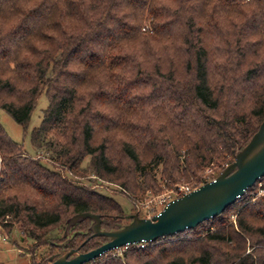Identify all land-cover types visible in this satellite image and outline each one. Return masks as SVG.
<instances>
[{
	"label": "trees",
	"instance_id": "obj_1",
	"mask_svg": "<svg viewBox=\"0 0 264 264\" xmlns=\"http://www.w3.org/2000/svg\"><path fill=\"white\" fill-rule=\"evenodd\" d=\"M43 94L34 156L0 125V226L30 241V264L106 243L89 219L65 235L74 215L105 231L127 222L113 197L62 171L116 186L134 213L146 192L200 187L214 180L205 168L233 161L264 120V0H0V110L25 133ZM181 236L89 264H264V196Z\"/></svg>",
	"mask_w": 264,
	"mask_h": 264
},
{
	"label": "water",
	"instance_id": "obj_2",
	"mask_svg": "<svg viewBox=\"0 0 264 264\" xmlns=\"http://www.w3.org/2000/svg\"><path fill=\"white\" fill-rule=\"evenodd\" d=\"M262 177H264V120L248 144L242 150L233 153V162L214 180L170 201L152 218H140L136 212L126 216L131 221L121 229L105 231L101 229V219L97 215L82 213L71 217L66 232L76 223L89 219L92 221L91 237H102L107 241L87 253L69 250L60 257H50L49 264H89L114 250L152 243L192 230L203 222L219 216Z\"/></svg>",
	"mask_w": 264,
	"mask_h": 264
},
{
	"label": "rangeland",
	"instance_id": "obj_3",
	"mask_svg": "<svg viewBox=\"0 0 264 264\" xmlns=\"http://www.w3.org/2000/svg\"><path fill=\"white\" fill-rule=\"evenodd\" d=\"M150 21L151 20H144L143 21L142 32H144V30H149V32L152 33L150 30V27H151ZM156 59H157V56H154V58L151 59L149 65L147 67L148 72H150V73L153 72L152 69H153V66L155 65ZM46 107H47V99H46L45 95L43 94V95H41V97L39 98V100L37 102V106L35 107L32 115H31V118H30V121L28 124V128H27V131L25 133L23 132V129L18 124H16V122L14 120H12L5 112L0 110V125H1L2 129L5 131V133L7 134V136L9 137V139L12 142L17 143V144H21L23 146V149L27 152V154H29L31 156H34L36 151L34 150V148L31 145L30 132L39 126L41 119H42L43 111L46 109ZM39 154L44 158L53 157V154L46 152V151H42ZM86 164H87V160L84 161V163L82 164V167H85ZM230 164H228L227 166H229ZM222 171H220L218 174H215L216 167L211 165V166H209L203 170L202 177H204V179L206 181H208L210 178L215 179ZM62 172L67 177L78 182L80 185H84L86 187L93 188L94 190H96L97 192H99L103 195L113 197V199H115V201L122 207L123 212L126 216L133 215L134 213L138 212V215L140 218H147V215L149 213L148 210L150 209V206L153 205V203H154L153 200L155 197L169 196L170 198H172V197H174L175 192H178L179 189H181V188H188L190 190L191 189L194 190V189L198 188V185L196 184V182H191L188 184L187 183H181L177 186L176 185H170V184H167L168 186H166L165 184H163V185H161V188H160L161 192L160 193L155 195V194L148 191L144 194L142 199L137 200V201H139V202L136 201L137 202L136 204H138V210L136 212L132 213L131 212V204L123 197L122 193L119 191V189L116 186L109 184L105 181L97 180L95 178H87V177L82 178V179L74 178L69 173H67L65 171H62ZM261 186H263L262 183H261ZM120 195H122V197ZM126 216H124V217H125V220L127 222L124 223L123 226L129 224L131 221V220L127 219ZM231 219L233 221L234 216ZM66 227H67V225H66ZM205 229H206L205 227L200 228V229H198V232L204 231ZM188 231H190V230H188ZM188 231L181 233L182 234L181 237H185L188 234ZM68 234H69V230H68V232H66V228H65V235H68ZM22 236H23L22 233L15 226L13 232L8 237L6 231L0 226V264H30L29 255H31L30 252H32L31 250L28 249L29 245H30V241L28 239L24 240L22 238ZM3 238H6V240H3ZM66 252L67 251L63 252V255ZM38 253H40V252H38ZM38 253H37L36 257L39 260ZM51 257H53V256H51ZM48 261H49V259H48Z\"/></svg>",
	"mask_w": 264,
	"mask_h": 264
},
{
	"label": "built area",
	"instance_id": "obj_4",
	"mask_svg": "<svg viewBox=\"0 0 264 264\" xmlns=\"http://www.w3.org/2000/svg\"><path fill=\"white\" fill-rule=\"evenodd\" d=\"M252 187L247 189L243 193V195L237 199L236 202H240L242 200H246L247 203H249V202H253L254 203L257 198H259L261 196H264V189L262 188L261 183H258L256 188H254V189ZM191 191H193V190L192 189L190 190L188 188H181V189H179L178 192H175V195L172 198H170L169 196H158V197H155L154 200H153V202H154L153 205L150 206V209L148 210L149 213L147 215V218L150 219L153 216L159 214L163 210V208L170 201L178 199V198L182 197L183 195H185V194H187V193H189ZM3 240H6V238H3ZM139 245H141V244H139ZM133 246H137V245H133ZM127 247H124V249H126ZM121 249H118L116 251H120Z\"/></svg>",
	"mask_w": 264,
	"mask_h": 264
},
{
	"label": "flooded vegetation",
	"instance_id": "obj_5",
	"mask_svg": "<svg viewBox=\"0 0 264 264\" xmlns=\"http://www.w3.org/2000/svg\"><path fill=\"white\" fill-rule=\"evenodd\" d=\"M63 255V253L62 254H56V255H54V257L55 258H57V257H60V256H62ZM49 264V263H48Z\"/></svg>",
	"mask_w": 264,
	"mask_h": 264
}]
</instances>
